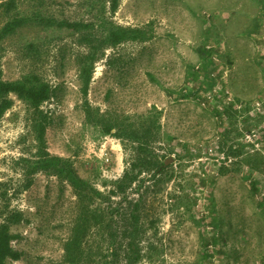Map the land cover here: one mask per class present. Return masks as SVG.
I'll return each instance as SVG.
<instances>
[{
  "label": "rangeland",
  "instance_id": "1",
  "mask_svg": "<svg viewBox=\"0 0 264 264\" xmlns=\"http://www.w3.org/2000/svg\"><path fill=\"white\" fill-rule=\"evenodd\" d=\"M17 1L30 6L28 0ZM81 1L41 0L39 5L49 8L56 19L87 21ZM106 16L108 23L142 28L152 37L107 49L95 64L86 99L101 113L141 114L152 107L160 111L163 138L153 150L166 157L175 171L171 181L146 183L138 195L128 192L131 199L143 197L145 222L154 223L141 243L146 258L139 264H204L201 254L207 239L215 242L208 246L213 260L207 264H264V103L259 102L261 93L264 101V74L253 61L262 49L253 36L264 39V19L253 29L260 17L258 0H121L115 14ZM28 41L41 44L39 61L26 54ZM204 44L218 50L214 83L227 90L233 102L251 104V116H256L246 125L242 119L248 115L236 119L241 138L231 143H244V158L259 161L256 171L249 172L241 157H227L229 147L220 143L222 133L211 108H223V98L215 93L209 105H202L179 95L196 84L194 76L203 63L197 50ZM83 51L65 30L45 33L28 27L1 43L0 66L6 80L36 73L52 86L61 85L58 99L41 108L53 119L46 130L47 149L70 158L80 177L107 192L104 182L110 186L120 177L114 180L110 171L102 173L104 162L92 155L90 146L98 151L104 144L109 167L119 171L123 167L122 172L130 152L115 136H101L86 123L75 63ZM203 88L212 94L206 83ZM28 115L25 104L14 98L12 108L0 119V183L8 189L10 208L23 212L28 220L12 227L19 235L12 246L21 258L7 264H62L76 198L68 185L43 173L22 190L24 177L17 162L30 154L32 146L26 132ZM244 135H250L251 141ZM149 175L145 172L140 179ZM5 205L0 195V211ZM91 243L98 246L105 237L95 234ZM148 244L152 248L147 250Z\"/></svg>",
  "mask_w": 264,
  "mask_h": 264
},
{
  "label": "trees",
  "instance_id": "2",
  "mask_svg": "<svg viewBox=\"0 0 264 264\" xmlns=\"http://www.w3.org/2000/svg\"><path fill=\"white\" fill-rule=\"evenodd\" d=\"M40 1L28 0L30 6L27 7L24 1L0 0V20L3 21L0 24V45L5 39L28 27L45 33L64 30L69 33L74 38V43L84 48L83 52L77 54L75 63L84 96L81 108L86 123L97 129L101 136L113 135L118 138L125 150L130 152V157L120 178L110 182V186L106 185L108 182H104V187H109L107 192L97 190L79 176L70 158L52 155L47 149L46 130L52 125L53 119L41 108L44 103L58 99L61 85L52 86L36 73L24 74L16 80H6L0 66V119L12 108L14 98L23 102L29 113L26 132L29 133L32 146L29 148L30 154L17 162V165H21L24 177L22 190H27L33 184L37 173L53 176L72 189L77 211L63 243L62 264H139L146 258L141 243L154 223L145 222L147 218L143 197L139 195L136 199H131L128 192L134 190L138 195L146 183L164 184L175 177L172 165H167V158L158 157L153 150V145L163 138L161 112L152 107L141 114L101 113L100 109L89 104L86 96L95 64L105 57L107 49L128 41L144 42L152 35L142 28H124L107 22L106 14L114 15L121 0H82L80 4L87 9V21L56 19L49 8L39 5ZM258 4L260 17L254 22V31L258 29V22L264 19V0H258ZM258 35L253 36V39L262 49L253 61L264 74V39ZM25 46L28 57L39 61L41 44L28 41ZM197 53L203 63L198 67L199 75L194 76L196 84L190 90L188 87L183 88L179 95L182 99L192 98L202 105H209L203 86L206 83L208 89L212 90L215 84L212 74L216 70L214 59L218 50L211 44H204ZM216 97L225 98L224 90L216 94ZM262 97L263 93L259 98L261 104L264 103ZM250 105L244 101L231 102L223 104L222 110L217 106L211 108V111L222 133L220 143L229 147L227 157H241V160L244 159L243 163L248 165L249 172H253L258 168L259 161L250 156L244 158L243 142L231 145L241 138L236 119L248 115L242 119L246 125L250 117L256 118L251 116L253 111ZM145 172L150 174L149 178L140 179ZM2 187L4 190L0 195L6 205L0 211V264H7L9 260L21 258V252L12 246V242L19 238L18 234L13 233L12 227L28 220L23 212L10 208L8 189L4 183H0V188ZM149 187H145V191ZM251 190L253 194L257 192L254 184L251 185ZM112 198L118 200L113 202ZM95 234L105 237L106 244L93 245L91 239ZM209 245L214 247V239L205 240L202 247L201 259L204 264L213 260ZM148 247L152 248L148 244L147 250Z\"/></svg>",
  "mask_w": 264,
  "mask_h": 264
},
{
  "label": "built area",
  "instance_id": "3",
  "mask_svg": "<svg viewBox=\"0 0 264 264\" xmlns=\"http://www.w3.org/2000/svg\"><path fill=\"white\" fill-rule=\"evenodd\" d=\"M214 60H216V59H214ZM212 76H213V78H214V80H216V75L213 73L212 74ZM222 90V88H220L219 87V85L218 84H215L213 87H212V90H210L211 92H212V94H210L209 93V90H207L206 92V98H207V100H212V98L214 97V94L215 93H219L220 91ZM224 93H225V98H223L224 99V101H226V103H231V102H233V100L230 98V95H229V93H228V91L227 90H224ZM219 97V96H218ZM225 104V103H224ZM218 109L219 110H222V108L220 107V106H218ZM244 139H246L247 141H251L250 140V135H244ZM246 140H245V142H246ZM246 143H248V142H246ZM91 148H90V152L92 153V155L94 156V157H96L97 159H99L100 161H103L104 162V168L102 169V173L104 174V175H106L107 173H108V171H110V174L111 175H108V176H110V177H112V179H116V178H118V177H120L121 175H119L121 172H122V169H123V167L122 168H120V171L119 170H117V169H113V168H110L109 167V164H110V158H109V155H108V153L106 152V147H105V145L104 144H102L101 146H100V149H98V151H96L95 150V148H94V145H91L90 146ZM219 156L220 155H222V156H224V153L223 154H221V153H219L218 154ZM115 175V176H112V175ZM122 174V173H121ZM142 175H144V173H142ZM141 175V176H142ZM109 177V178H110Z\"/></svg>",
  "mask_w": 264,
  "mask_h": 264
}]
</instances>
